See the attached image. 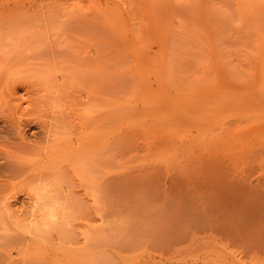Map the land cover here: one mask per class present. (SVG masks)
<instances>
[{
    "label": "rangeland",
    "instance_id": "1",
    "mask_svg": "<svg viewBox=\"0 0 264 264\" xmlns=\"http://www.w3.org/2000/svg\"><path fill=\"white\" fill-rule=\"evenodd\" d=\"M0 264H264V0H0Z\"/></svg>",
    "mask_w": 264,
    "mask_h": 264
},
{
    "label": "bare ground",
    "instance_id": "2",
    "mask_svg": "<svg viewBox=\"0 0 264 264\" xmlns=\"http://www.w3.org/2000/svg\"><path fill=\"white\" fill-rule=\"evenodd\" d=\"M65 191H62V193L55 192L50 187L34 191L30 197L27 213L22 221V227L27 232H31L32 230H44L49 227L62 230L65 224L67 226L60 208L63 192ZM64 196L66 195L64 194Z\"/></svg>",
    "mask_w": 264,
    "mask_h": 264
}]
</instances>
